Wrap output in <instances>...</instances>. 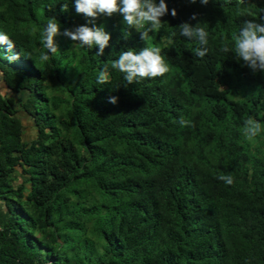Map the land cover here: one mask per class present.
I'll return each mask as SVG.
<instances>
[{
  "label": "trees",
  "instance_id": "obj_1",
  "mask_svg": "<svg viewBox=\"0 0 264 264\" xmlns=\"http://www.w3.org/2000/svg\"><path fill=\"white\" fill-rule=\"evenodd\" d=\"M165 3L146 41L119 13L99 15L111 38L98 56L63 35L93 26L75 0H0L19 54L0 44V264H264V72L220 50L244 20L264 22V0ZM49 18L60 34L44 60ZM185 22L208 31L205 57ZM144 47L170 71L127 84L112 61ZM249 118L262 128L251 140Z\"/></svg>",
  "mask_w": 264,
  "mask_h": 264
},
{
  "label": "clouds",
  "instance_id": "obj_2",
  "mask_svg": "<svg viewBox=\"0 0 264 264\" xmlns=\"http://www.w3.org/2000/svg\"><path fill=\"white\" fill-rule=\"evenodd\" d=\"M203 5H207L209 0H200ZM196 3V0H191ZM223 7V5H221ZM75 9L79 14H83L87 18H91L89 23L93 26L81 25L74 30H65L63 35L69 37L74 45L79 47H87L91 49L98 46V56L104 54V49L108 47L110 35L105 32L103 27L94 25V20L99 15L111 17L113 14L119 13L123 17L124 24L129 29H135L140 33L141 39L146 41L149 39V33L158 31L162 27V17L168 14V5L165 0H75ZM68 5L65 3L62 11H67ZM171 15H177L176 10H171ZM192 20L196 19L194 14ZM179 34L189 40H195L199 45L194 50V55L203 58L208 53L209 33L204 27L197 23L195 26L185 22L179 26ZM60 34V25L54 18H49L44 31L42 33L41 44L47 49V53L43 55L44 60L49 59V54H55L58 50L55 44V37ZM128 33H125L127 38ZM234 47H230L227 42L221 46V51L225 54L232 52L235 54L237 61H243V65L247 66L254 73L257 71L264 72V22H257L255 19L244 20L238 35L233 37ZM0 44L8 46V55L5 59L9 61L19 59V54L13 53L15 43L6 34L0 33ZM111 67L124 74V80L127 84H133L143 79H154L163 77L170 71L168 64L161 55V49L158 47H144L139 52L128 50L119 55V58L112 61ZM109 80L107 69L105 68L97 77L98 84H106ZM108 102L116 105L118 97L110 96ZM182 126L188 125L190 122L180 119ZM262 131L261 124L249 118L244 122L243 134L251 140ZM227 185L234 183L231 175L221 174L218 177Z\"/></svg>",
  "mask_w": 264,
  "mask_h": 264
},
{
  "label": "crops",
  "instance_id": "obj_3",
  "mask_svg": "<svg viewBox=\"0 0 264 264\" xmlns=\"http://www.w3.org/2000/svg\"><path fill=\"white\" fill-rule=\"evenodd\" d=\"M8 92L3 88L2 82H1V75H0V95H6ZM9 95V94H8ZM5 211L0 207V216L4 218L3 216L5 215ZM0 217V218H1Z\"/></svg>",
  "mask_w": 264,
  "mask_h": 264
},
{
  "label": "rangeland",
  "instance_id": "obj_4",
  "mask_svg": "<svg viewBox=\"0 0 264 264\" xmlns=\"http://www.w3.org/2000/svg\"><path fill=\"white\" fill-rule=\"evenodd\" d=\"M72 44L74 45V42H73ZM14 97L17 98L18 95H15ZM25 132H26V134H25V135H26V138H29V136H30V134L32 133V131H31L29 128H27ZM0 217H1V216H0ZM3 217H4V218H2V217L0 218V224L6 220V218H7V213H5V215H4Z\"/></svg>",
  "mask_w": 264,
  "mask_h": 264
}]
</instances>
